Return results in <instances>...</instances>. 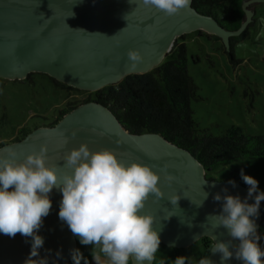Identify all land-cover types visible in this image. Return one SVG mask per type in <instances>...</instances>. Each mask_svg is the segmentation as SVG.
<instances>
[{
  "label": "water",
  "instance_id": "obj_1",
  "mask_svg": "<svg viewBox=\"0 0 264 264\" xmlns=\"http://www.w3.org/2000/svg\"><path fill=\"white\" fill-rule=\"evenodd\" d=\"M261 1L243 2L245 20L233 31L195 8L193 0L173 16L144 6L142 0H0V77L21 80L32 72H42L70 86L96 91L119 83L129 74L155 69L178 37L197 29L214 32L228 44L251 20L247 5ZM129 49H138L143 56L134 66L128 59ZM84 143L92 151L110 149L126 164L139 161L157 172L164 196L157 200L151 194L141 212L154 216L153 227L161 243L187 247L202 236L211 237L214 245L232 239L226 229L215 226V217L209 216L222 211L223 201L213 197L216 193L225 195L226 188L227 194L244 199L249 189L235 180L208 178L203 164L190 150L160 133L129 131L108 106L97 101L83 103L57 124L37 127L25 138L0 147V156L14 152L15 158L23 160L45 146L49 163L62 165L66 154ZM169 175L174 177L171 182ZM204 192L209 195L200 206ZM49 196L52 208L39 229L44 237L40 256L48 264H69L77 238L59 218L62 192L54 187ZM171 197H180L177 205ZM254 198L255 194L249 202ZM262 214L260 207L259 216L254 217L258 233ZM31 243L30 237L20 233L15 237L0 233V264H25ZM236 244L238 241H233V252ZM208 257L217 264H243L235 255L227 261H221L220 253L210 252Z\"/></svg>",
  "mask_w": 264,
  "mask_h": 264
},
{
  "label": "clouds",
  "instance_id": "obj_2",
  "mask_svg": "<svg viewBox=\"0 0 264 264\" xmlns=\"http://www.w3.org/2000/svg\"><path fill=\"white\" fill-rule=\"evenodd\" d=\"M165 15L178 14L191 4V0H142ZM133 66L142 61L138 49L128 50ZM47 148L29 153L23 160L0 156V233L15 237L20 233L31 238V252L25 264H48L40 256L44 237L39 234L43 219L52 208L49 196L55 187L62 192L59 218L67 224L83 245H91L95 264H145L154 260L161 245L159 232L153 227L154 216L143 214L141 209L151 194L157 200L164 196L158 186L160 176L151 166L139 161L126 164L110 149L92 151L84 143L66 154L63 164H50ZM63 174H61V170ZM241 177L249 185L244 199L239 195L216 193L213 199L223 201L222 211L215 217L217 228L228 231L231 240L215 243L211 253H220L221 261L235 255L243 264H264V250L254 217L259 216L264 191H259V181L245 174ZM171 182L174 177L169 175ZM233 185L234 181H230ZM255 194L254 202L249 200ZM208 193L199 204L202 206ZM180 197H171L177 205ZM208 216V217H209ZM170 217V216H169ZM233 241H238L233 252ZM107 257V262L101 259ZM60 255L59 253L57 254ZM72 264H89L79 248L71 250ZM187 257L178 255L174 264H186ZM198 264H217L205 256Z\"/></svg>",
  "mask_w": 264,
  "mask_h": 264
},
{
  "label": "rangeland",
  "instance_id": "obj_3",
  "mask_svg": "<svg viewBox=\"0 0 264 264\" xmlns=\"http://www.w3.org/2000/svg\"><path fill=\"white\" fill-rule=\"evenodd\" d=\"M247 8L252 17L244 34L234 36L232 57L229 55L231 40L227 44L222 37L206 29L186 33L184 40L177 39L188 47L189 73L199 95L192 100L193 117L201 132L223 135L235 124L243 126L248 133L264 134V2H252ZM176 56L172 52L166 59ZM31 74V77L11 81L0 77V144L18 137L21 127L49 126L57 120L59 110L81 103L92 92L77 87L60 88L48 74ZM241 169L255 177L259 181V191H264V158L232 162L206 176L218 181L235 180L249 189L241 177ZM260 207L263 213L259 218L260 246L264 250V201ZM76 238L77 248L89 264H95L92 246L83 245ZM213 245L209 236H202L187 247L161 243L154 264H174L178 255L187 257L186 264H198L201 258L208 257ZM101 259L107 262L103 254ZM69 264H72V258Z\"/></svg>",
  "mask_w": 264,
  "mask_h": 264
},
{
  "label": "trees",
  "instance_id": "obj_4",
  "mask_svg": "<svg viewBox=\"0 0 264 264\" xmlns=\"http://www.w3.org/2000/svg\"><path fill=\"white\" fill-rule=\"evenodd\" d=\"M244 1L193 0V6L216 18L225 29L234 31L240 28L246 17ZM184 39L185 35L181 36V40ZM230 40L229 55L232 57L236 37ZM172 52L176 53V58L166 57L155 69L129 74L119 83L90 92L81 103L70 104L59 110L57 120L49 126L57 124L65 114L79 105L97 101L108 106L129 131L136 134L160 133L171 142L190 150L199 158L206 174L216 173L232 162L264 158V134L248 133L243 126L235 124L228 127L223 135L200 131L193 117L192 100L199 95L198 87L189 73L187 44L176 41ZM50 78L57 87L75 88L52 76ZM35 128L37 126L21 127L18 137L1 143L0 147L25 138Z\"/></svg>",
  "mask_w": 264,
  "mask_h": 264
},
{
  "label": "flooded vegetation",
  "instance_id": "obj_5",
  "mask_svg": "<svg viewBox=\"0 0 264 264\" xmlns=\"http://www.w3.org/2000/svg\"><path fill=\"white\" fill-rule=\"evenodd\" d=\"M133 263L132 259H131V264Z\"/></svg>",
  "mask_w": 264,
  "mask_h": 264
}]
</instances>
